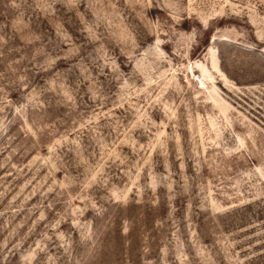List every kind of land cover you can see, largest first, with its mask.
Segmentation results:
<instances>
[{
    "label": "rangeland",
    "instance_id": "rangeland-1",
    "mask_svg": "<svg viewBox=\"0 0 264 264\" xmlns=\"http://www.w3.org/2000/svg\"><path fill=\"white\" fill-rule=\"evenodd\" d=\"M0 264H264V0H0Z\"/></svg>",
    "mask_w": 264,
    "mask_h": 264
}]
</instances>
